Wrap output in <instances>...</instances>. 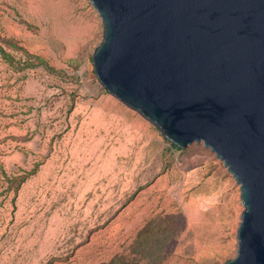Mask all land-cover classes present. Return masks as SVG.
Listing matches in <instances>:
<instances>
[{
  "label": "rangeland",
  "instance_id": "374dc122",
  "mask_svg": "<svg viewBox=\"0 0 264 264\" xmlns=\"http://www.w3.org/2000/svg\"><path fill=\"white\" fill-rule=\"evenodd\" d=\"M89 0H0V264H225L239 185L110 95Z\"/></svg>",
  "mask_w": 264,
  "mask_h": 264
},
{
  "label": "water",
  "instance_id": "95a60500",
  "mask_svg": "<svg viewBox=\"0 0 264 264\" xmlns=\"http://www.w3.org/2000/svg\"><path fill=\"white\" fill-rule=\"evenodd\" d=\"M89 1L96 79L172 145L223 162L243 206L225 264H264V0Z\"/></svg>",
  "mask_w": 264,
  "mask_h": 264
},
{
  "label": "trees",
  "instance_id": "16d2710c",
  "mask_svg": "<svg viewBox=\"0 0 264 264\" xmlns=\"http://www.w3.org/2000/svg\"><path fill=\"white\" fill-rule=\"evenodd\" d=\"M172 147L178 149L175 145H172ZM102 264H137V258L135 256L119 255L115 256L111 261Z\"/></svg>",
  "mask_w": 264,
  "mask_h": 264
}]
</instances>
